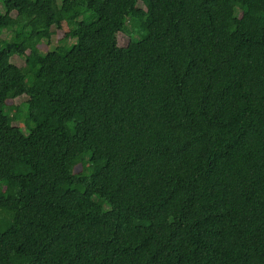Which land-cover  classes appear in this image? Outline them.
Masks as SVG:
<instances>
[{"label":"trees","instance_id":"16d2710c","mask_svg":"<svg viewBox=\"0 0 264 264\" xmlns=\"http://www.w3.org/2000/svg\"><path fill=\"white\" fill-rule=\"evenodd\" d=\"M0 5V264H264V0Z\"/></svg>","mask_w":264,"mask_h":264},{"label":"rangeland","instance_id":"374dc122","mask_svg":"<svg viewBox=\"0 0 264 264\" xmlns=\"http://www.w3.org/2000/svg\"><path fill=\"white\" fill-rule=\"evenodd\" d=\"M142 7V4L139 3L134 9H133V14L135 16L139 15L140 9ZM0 10H2V7L0 5ZM131 23L127 22V27L130 28ZM69 25L66 22H63L59 28H52L53 34L49 40V42H42L40 45V48L42 51H45L46 49L53 47L56 45L57 40H61L63 35L67 32ZM118 41L121 45H126L129 41V35L125 32H119L118 34ZM12 60L17 64V65H23V58L19 56H13ZM26 100V96H19L17 98H9L6 100L7 104V110H10V113H16L19 112L22 114L21 109L23 106V102ZM20 109V111H19ZM14 125L21 126L23 127V121L21 119L14 120L13 122ZM80 166L75 167V171L79 170Z\"/></svg>","mask_w":264,"mask_h":264}]
</instances>
